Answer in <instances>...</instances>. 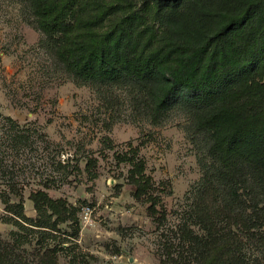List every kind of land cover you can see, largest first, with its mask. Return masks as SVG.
<instances>
[{
    "label": "trees",
    "instance_id": "trees-1",
    "mask_svg": "<svg viewBox=\"0 0 264 264\" xmlns=\"http://www.w3.org/2000/svg\"><path fill=\"white\" fill-rule=\"evenodd\" d=\"M12 1L31 11L69 74L100 85L105 100L112 87L133 88L155 125L181 110L205 150L193 204L203 235L185 230L179 252L166 246L161 264H246L247 249L260 252L255 264H264V0ZM3 119L8 150L19 157L31 136L26 126ZM130 161L135 198L151 195V215L165 218L160 197L149 193L155 185L144 162ZM0 176L8 179L1 194L18 233L25 221L45 237L68 220L78 235V217L64 200L33 193L38 217L28 219L23 175L0 159ZM14 248L1 247L0 264H34ZM182 250L198 252L197 261ZM57 254L42 248L36 258L59 264Z\"/></svg>",
    "mask_w": 264,
    "mask_h": 264
},
{
    "label": "rangeland",
    "instance_id": "rangeland-1",
    "mask_svg": "<svg viewBox=\"0 0 264 264\" xmlns=\"http://www.w3.org/2000/svg\"><path fill=\"white\" fill-rule=\"evenodd\" d=\"M102 89L58 63L25 5L0 0V159L23 175L28 219L38 217L31 195L42 191L64 200L79 220L77 236L68 220L45 237L25 221L18 233L1 194L8 179L0 176V249L10 243L34 264L48 247L57 250L59 264H161L166 246L179 252L185 230L203 235L193 204L203 184L199 158L206 152L192 138L184 113L177 109L155 125L133 88L112 87L108 100ZM4 117L26 126L31 136L19 157L8 150ZM131 159L144 162L155 185L149 193L160 197L165 218L151 215V195L135 198ZM183 255L198 259V252ZM259 256L247 249L245 263L255 264Z\"/></svg>",
    "mask_w": 264,
    "mask_h": 264
},
{
    "label": "built area",
    "instance_id": "built-area-1",
    "mask_svg": "<svg viewBox=\"0 0 264 264\" xmlns=\"http://www.w3.org/2000/svg\"><path fill=\"white\" fill-rule=\"evenodd\" d=\"M84 222L88 226L92 225L94 223L93 218L91 217V214L88 209L84 210Z\"/></svg>",
    "mask_w": 264,
    "mask_h": 264
}]
</instances>
